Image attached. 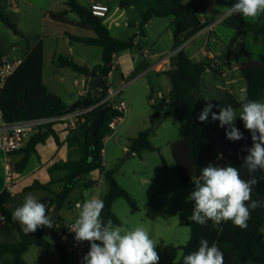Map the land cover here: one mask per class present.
Segmentation results:
<instances>
[{"label": "trees", "instance_id": "1", "mask_svg": "<svg viewBox=\"0 0 264 264\" xmlns=\"http://www.w3.org/2000/svg\"><path fill=\"white\" fill-rule=\"evenodd\" d=\"M237 0H121L119 7L122 10L135 8L140 15L139 28L144 33L146 26L153 19H164L173 17L172 35L173 51H177L172 60V68L163 72L171 83V90L168 94L170 109L173 111L183 130V139L172 145V154L175 159L182 184L192 183L200 177L202 168L212 164L214 166L236 167L244 180L255 177L258 184L253 187L251 197L253 200L264 202V171H257L249 174L243 165V157L248 155L247 148L252 146L251 134L245 129L242 120L235 121L234 126L243 133V139L231 141L227 139L226 132L230 131L228 125L223 127L215 124L211 119V113L205 122H200L198 117L203 108L212 103L215 105L212 112L219 114L220 107L232 105L240 109L237 100L227 96L221 100L203 101L197 97V93L204 85V76L207 73L218 72V66L211 60L193 61L182 45L192 37L202 32L211 23V20L202 22L203 16L212 14L219 15L221 11L217 6L226 5L230 7ZM67 8L58 13H49V18L58 24L68 25V15L74 13L79 21L74 23L82 30L93 31L94 38L70 36L74 42L88 46L102 48V64L92 69L76 64L66 56H58L55 64L58 68H69L77 74L95 80L98 75L106 76L113 56L123 51L133 50L136 45L137 35H132L127 40H121L110 34L104 19L94 17L90 10L79 5L75 0H68ZM213 17H211L212 19ZM0 21L9 28L14 35L20 36L16 24L12 21L3 7H0ZM222 23L227 27L251 33L255 40L264 37V24L250 23L244 20L239 14L230 17L225 16ZM235 39L230 45H235ZM230 52L226 54L227 62L239 64V72L247 83V97L249 100L262 101L264 99V64L250 59L245 50L244 44L236 48L229 47ZM0 47V55H3ZM246 57L245 61L242 58ZM106 94L103 88L101 96L92 99L91 105L99 103ZM0 107L4 120L8 123H15L23 120H34L39 118H57L65 115L63 110L67 107L60 96L48 91L43 83V45L39 44L30 52L18 67L16 72L9 78L0 100ZM105 107V106H102ZM87 115L86 123L81 124L77 129L81 130L84 136V143L81 148V156L78 160H68L55 164L49 169L52 176L56 171H64L61 179L64 183L63 190L54 192L49 185H42L35 182L25 189V192L42 191L54 196L56 210L59 211L68 202V198L81 182L96 171L103 170L104 139L111 133L109 123L117 113L109 109L105 113L103 126L99 129L97 137L91 135V126L96 111ZM73 112V111H72ZM168 117L167 113H157L151 116V127L139 132L135 138L130 139L129 151L136 154L142 152H158L151 138L155 133L157 124ZM54 124H49L40 129L28 141L25 148L19 154L21 160L16 164L15 171H24L33 154H37L36 147L44 144L52 136L59 145V137L53 130ZM46 129V130H44ZM115 170H108L104 178L108 184V191L103 196L104 209L101 218L106 222L113 221L114 226L122 225L121 221L113 212V205L119 199H124L132 212L136 213L139 208L136 201L123 189L114 178ZM193 179V180H192ZM51 182H55L52 177ZM94 182L84 183L86 189L94 186ZM7 192L0 193V211L6 217L5 225L0 226V264H27L23 259L24 254L30 247H41L47 227L36 230L34 235L25 233L19 222L12 219V212L5 208ZM191 203V214L194 202ZM70 204V203H69ZM183 225L190 228L189 240L186 245L179 247L182 256L176 264H183V257L199 249V241L206 239L209 247L213 243L223 253L224 264H264V235L261 232L264 226V207L251 211V217L247 221V228L241 229L234 226L232 221L222 222L219 228L214 227L211 220L205 225L188 221ZM54 230V227H52ZM4 238H1V237ZM16 236V238H14ZM6 237V238H5ZM12 237V238H10ZM56 237V233H55ZM99 243V242H97ZM55 248L59 253V264H69L71 255L67 253L60 241L56 238ZM72 264H81L72 258Z\"/></svg>", "mask_w": 264, "mask_h": 264}, {"label": "rangeland", "instance_id": "2", "mask_svg": "<svg viewBox=\"0 0 264 264\" xmlns=\"http://www.w3.org/2000/svg\"><path fill=\"white\" fill-rule=\"evenodd\" d=\"M102 1L108 4L111 10L104 22L110 28L112 36L117 39L126 40L133 33L140 31L138 25L135 27L125 25L129 21L136 22L140 20L139 12L135 8L134 11H128L123 14V10L119 7L121 0ZM7 14L18 28L26 33L28 38L30 34H36L41 38L44 30H48L49 23L51 25H58L54 22L45 21L44 16L36 11L33 14L27 13L29 16L25 15V12L16 15V17L10 15L9 12ZM72 16L77 17L76 15ZM244 19L250 23H264V13L256 19ZM170 21H173V17L156 20L148 31V39L141 43L143 50L149 51L151 55L162 51L169 53L172 50L174 40L168 34ZM116 23L119 25L117 26ZM224 29L223 26H217L214 32L198 40L196 45H208L213 50L215 37H220L223 40L226 38L227 34L224 33ZM158 36H160V40L154 43ZM234 36L235 38L243 39L249 50H252L253 45H257V47L264 46V37L255 40L251 33L244 34L243 31H236ZM18 45V39L12 31L0 21V47L9 51L13 46L18 48ZM49 46L46 45L47 57L53 48L52 46L50 49ZM59 49L62 50L61 52H66L67 47L61 45ZM98 49V52H87L86 60H89L93 65L96 62L101 63V52L100 48ZM136 52H139L138 49H136ZM3 53L7 55L6 52ZM14 54L20 57L23 56L19 49L12 53V55ZM206 54L203 53V56L205 57ZM137 67L140 66L138 65ZM53 71L54 68L47 61L45 75L47 86L50 90L58 91L57 86L65 87L67 91L74 89L73 81L69 78H66V81L55 79V83L52 84V79L50 80L49 76H51ZM141 71L138 68L135 71L125 73L124 82L126 85L124 83L117 85L115 81L117 86H123L122 98L127 103L128 109L124 114L123 121L117 124L115 133L104 144L103 162L105 163L106 170H115V180L123 189L128 191L139 208V211L134 213L124 199L114 202L113 212L122 223L120 227L130 230L136 226L143 225L148 229L150 238L153 239L152 225L156 216L153 212V207H178L179 218H181L182 224H184L190 221L191 201H188L187 197L194 187L192 183H181L180 174L172 154V145L182 139L183 130L176 114L171 111L170 106H163L165 99L168 98V90L171 89L170 80L165 75H157L152 72L138 78ZM218 71L222 70L218 68ZM222 74L224 73L222 72ZM60 93L64 94L62 90H60ZM196 95L203 101L221 100L228 96L227 86L223 78L216 77L213 73H207L204 76V85ZM65 98H68V96ZM260 102H264V100ZM162 110L167 112L168 117L157 124L155 133L151 138L152 144L159 151H145L141 154L133 153L129 155L130 139L135 138L139 132L150 128L151 116L160 113ZM214 123L220 124L219 120L214 121ZM125 147H128V149ZM16 159L18 157H14L12 161L14 162ZM3 169V156L0 153V189L4 180ZM107 188V182L102 180L100 184L101 198H103ZM29 194L36 197L41 203H47L48 212L55 205L53 195L42 191L27 193L22 197V203L24 202V198ZM160 198L166 199L167 202L157 206L155 201ZM81 199L79 188H77L69 202L70 204H74L75 201ZM58 212L54 211L50 214L56 216ZM160 215H165L163 219L165 220V224L161 229L159 237L155 239L156 241L154 240L157 243L156 251L160 257L159 264H176L182 256V251L179 250V247L186 245L189 240L190 228L182 224H174L169 219V210H160ZM59 219L65 223L74 220L68 210L67 204L63 207L62 216ZM34 233L27 234L34 235ZM1 238L4 237L2 236ZM72 258H69V264H72ZM23 259L27 264H59L60 256L49 231H46L44 234L43 245L41 247H30L26 254H24Z\"/></svg>", "mask_w": 264, "mask_h": 264}, {"label": "crops", "instance_id": "3", "mask_svg": "<svg viewBox=\"0 0 264 264\" xmlns=\"http://www.w3.org/2000/svg\"><path fill=\"white\" fill-rule=\"evenodd\" d=\"M67 1L68 0H0V7H3L7 12L10 13V15H14L15 17L16 15H20L23 12L26 13L25 15L29 16L27 13L33 14L36 11L44 16L43 18L45 21L53 22L49 18V13H58V12L65 10L67 8L66 6ZM75 1L82 7L89 9L91 3L95 0H75ZM189 1L190 0L188 1L184 0L185 3ZM206 1L214 2L216 0H206ZM226 7L228 6L222 5V6L216 7L217 9L221 11L219 15L212 14L210 16H203V19L205 21L211 20L210 25H214L213 29L211 30L204 29L202 32L198 33L197 35L192 37L190 40L185 42L182 45V48L186 51L189 57L195 62L205 61V60L213 61V64L218 66V68H220L222 71L220 72L218 71L217 73H213V72H210V73H213L214 76L216 77H221V79L223 78L225 81V85L227 86L228 96L230 95L235 100L238 101V98L241 95H245V94L247 95V83L239 72V64L232 63L229 65V63L227 62L226 54L230 52L229 47L231 46L233 48H236L237 45L244 44L248 57H250V59L252 60H255L257 62L264 64V46L257 47V45H253L252 50H249L248 46L246 45L243 39L235 38L234 34L237 30L231 29L222 23V20L225 17L223 13V9ZM134 10H135L134 8H129V9L123 10L122 12L123 14H125L128 11H134ZM72 15H76V14L70 13L68 15V21L71 24L62 25V24H58L54 22L55 24H58L59 25L58 26V25H51V23H49L48 30H44L43 32L44 34H42L41 38L38 37L36 34H33V35L30 34L28 38L26 36V33L22 32L21 29H19L18 26L16 25L18 30L21 33L20 36L15 35V37L18 39V44H19L18 48L13 46L9 51L8 49L1 48V50L3 52H6L7 55H9L11 58L24 59L28 54H30L31 51H33L36 48L37 45L42 44L43 45V83L48 89V91L60 96L67 106L71 105L76 100H78L80 97L84 96L87 91L88 83L93 82L94 80H92L91 78H87L84 75L77 74L69 68H58L55 64L56 58L58 56H66L72 59L76 64L80 66H86L89 69H92L102 64V48L101 47L88 46L82 43L74 42L70 39V36L89 37V38H94L96 36L93 31L82 30L76 26H73L74 23H77L79 21V17L77 15H76L77 17H73ZM239 15L244 19V17L241 14ZM211 17L213 18L211 19ZM156 20H163V19H153L152 21H150L146 26H144L143 34L140 31L132 34V35H137L136 45L133 50L123 51L115 55L119 63V67L116 72V78H115L117 85H119L120 83L125 84L124 82L125 73L135 71L138 68L142 70L141 73L138 75V78L141 76L148 75L151 72L157 75H164L163 72L148 71V69L153 59L167 54L166 51L157 52L151 55L149 51L143 50V48L141 47V43L148 39V36H149L148 31L151 28V26L156 22ZM139 22L140 20L136 22L129 21L125 25H127L128 27H135L136 25L139 26ZM172 22L173 21H170V26H168V31H169L168 34L170 35L171 39H173ZM258 24H264V23H258ZM116 25L118 26L119 24L116 23ZM217 26H223V28H225L224 33L227 35H226V38H224V40L220 37H215V40H214L215 46L213 50L209 48L208 45H202V46L196 45V42L198 40L214 32ZM107 28L108 30L110 29L109 27ZM88 33L93 34V35H89ZM233 39L236 40L235 45H230ZM159 40H160V36L156 38V41L154 43H157ZM46 45H50L49 46L50 49L53 46L52 51L48 57H47ZM61 45H65L67 47L66 52H61L62 50L59 49V46ZM97 48H100L101 63L96 62V64L93 65L91 64L89 60H86L87 52L89 53H93L95 51L98 52L99 49L97 50ZM17 49H19L20 52L23 54L22 57L17 56L15 54L12 55V53ZM136 49H138L139 51L138 53L136 52ZM203 53H207L205 57L203 56ZM246 59L247 58L244 57L242 58V61H245ZM47 61L54 68V71L52 72L51 76H49V79L50 80L52 79L51 83L54 84L55 79L59 81H66V78H69V79H72L73 81L74 89L68 90L69 92L67 91L65 87H59V86H57L59 92L49 89V87L47 86L46 75H45V66H46ZM138 65L140 67H137ZM222 72L224 74H222ZM59 89L62 90L64 94H61ZM170 90L171 89L168 90V94ZM66 96H68V98H65ZM163 106L164 107L170 106L168 98L165 99ZM239 110L240 109H237V114H239ZM160 113H167V112L165 110L164 111L162 110ZM239 120L241 119L237 117L236 121H239ZM53 130L59 137L60 144L58 145L52 136H50L44 144H39L36 147L37 154H33L31 156L28 162V165L26 166L23 172L17 173L15 171V166L21 160L22 155L19 153H16L10 156V162L13 168L12 185L10 186V189H6L5 182L3 180L0 193H2L3 191L7 192L8 196L5 200L4 205H5V208L10 210L11 212H13L17 207L23 204L21 201L22 197L25 196L27 193H30V192H25V189L33 185L35 182H38L42 185H49V187L54 192H57V193L61 192L64 187V183L61 181V179L65 175V172L56 171L51 176L49 173V169L53 167L55 164L66 162L68 160H78L80 158L81 156L80 151L84 143V136H83L82 131L77 129V127L69 128L63 123L54 124ZM125 148L128 149V147H125ZM0 153L3 156L1 151ZM14 157H18V159H16L13 162L12 159ZM106 171L108 170L105 169V163L103 162L102 171L94 172L92 175L88 176L86 179H84L81 182V184L77 187L79 188V195L82 198L81 200L85 201L86 199H91V198L102 199L100 196L101 195L100 194V184L102 180H105L104 173ZM3 172H4V169H3ZM52 177L55 180V182H51ZM86 182H94L95 184L90 189H86L84 187V183ZM76 189L74 190V192L76 191ZM107 191H108V188L106 192ZM74 192L68 198V201H67L68 203H70L69 200L74 194ZM106 192L104 193V195L106 194ZM166 202H167L166 199L163 200V198H160L157 201H155V204L158 206ZM63 207L59 210L56 216H53L52 214H50V213H53L54 211H57L56 210V200H55V205L52 206L48 212L50 215L53 216V219H54V226H53L54 233L56 232L57 226L63 222L59 219L62 216ZM153 210H154L153 212L156 215L154 218V223L152 225L153 240L159 237L161 233V229L163 228V225L165 224V220H163L165 215L163 216L160 215V210L162 211L169 210L170 212L169 219H171V221H173L174 224L181 225L183 223V221L181 220V218H179V215H178V207H153ZM69 212L71 213V216L74 219L71 221H75L78 218L79 211H75V212L69 211ZM263 228L264 226L262 227L261 232L264 235ZM46 231H49V230H46Z\"/></svg>", "mask_w": 264, "mask_h": 264}, {"label": "clouds", "instance_id": "4", "mask_svg": "<svg viewBox=\"0 0 264 264\" xmlns=\"http://www.w3.org/2000/svg\"><path fill=\"white\" fill-rule=\"evenodd\" d=\"M225 16L241 14L244 18L256 19L264 13V0H237L223 9ZM239 114L232 105L220 107L219 114L212 112L213 105L208 103L198 120L205 122L211 113L213 121L219 120L220 126L228 125L227 139L239 141L243 133L234 126L239 117L246 130L251 134L252 146L247 148L248 155L243 157V165L249 174L264 171V102L249 100L247 95L238 98ZM193 180V179H192ZM194 189L187 200L194 202L189 219L196 224L205 225L209 220L219 228L222 222L232 221L234 226L247 228L251 211L264 207V202L253 200L251 194L258 180L241 178L236 167L214 166L202 168L199 178L193 180ZM105 205L102 199H86L78 204V218L69 230L75 233V241L88 242L89 251L83 256L84 264H159L156 251L157 243L150 238L143 225L125 230L114 226L113 221L101 218ZM12 219L19 222L25 233H34L38 228L54 226L53 216L48 213V204L41 203L33 195L24 198L21 206L12 212ZM99 242V243H97ZM198 251L183 257V264H224L223 253L215 243L209 247L206 239L199 241Z\"/></svg>", "mask_w": 264, "mask_h": 264}, {"label": "built area", "instance_id": "5", "mask_svg": "<svg viewBox=\"0 0 264 264\" xmlns=\"http://www.w3.org/2000/svg\"><path fill=\"white\" fill-rule=\"evenodd\" d=\"M89 10L94 17L100 19H107L110 14V7L102 0H95L91 3ZM202 22L205 20L201 18ZM214 25H209L205 29L211 30ZM171 51L161 57L153 59L148 71L166 72L172 68V60L176 54ZM147 59V58H146ZM23 59L11 58L9 55H0V100L2 93L9 78L16 72L18 67L22 64ZM119 63L116 56L109 65L107 75L104 76V86L106 89L105 97L97 104L90 105L83 109H78L73 112L67 113L57 118H39L34 120H23L15 123H8L4 120L3 113L0 107V151L3 154L4 165V182L5 188L10 189L12 185L13 168L10 162V156L20 152L27 145L30 138L38 133L40 129L49 124L63 123L69 128L78 127L86 123L87 115L102 106H108L117 113L109 123L111 133L106 136L104 143L115 133L117 124L122 122L124 114L128 107L125 100L122 98L123 86H117L115 83L116 72ZM126 85V83H125ZM102 88V90H103ZM153 101V100H151ZM104 150H102V154ZM84 200H77L74 204L68 203L69 211H79L78 204H83ZM7 222L6 215L0 211V226L5 225ZM75 221L65 223L62 222L56 228V238L60 241L61 245L76 261L84 264L83 256L89 251L90 245L88 242L75 241V233L71 232L69 228Z\"/></svg>", "mask_w": 264, "mask_h": 264}, {"label": "water", "instance_id": "6", "mask_svg": "<svg viewBox=\"0 0 264 264\" xmlns=\"http://www.w3.org/2000/svg\"><path fill=\"white\" fill-rule=\"evenodd\" d=\"M104 86V76L103 75H98L93 82L88 83L87 91L84 96L80 97L78 100H76L74 103L71 105L67 106L64 110L63 113L67 114L72 111L78 110V109H83L85 107H88L92 103V99H97L98 97L101 96L102 93V88ZM109 110L108 106L102 107L98 111L95 112L94 114V119L93 123L91 126V135L96 138L97 133L99 129L103 126L104 118H105V113L106 111ZM46 130V129H44ZM128 154H132V152H128ZM58 214V213H57ZM50 231V235L53 238V241H56L55 233L51 228H48Z\"/></svg>", "mask_w": 264, "mask_h": 264}]
</instances>
